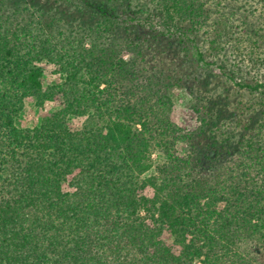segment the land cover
Instances as JSON below:
<instances>
[{"label": "trees", "instance_id": "1", "mask_svg": "<svg viewBox=\"0 0 264 264\" xmlns=\"http://www.w3.org/2000/svg\"><path fill=\"white\" fill-rule=\"evenodd\" d=\"M69 1L95 17L79 32L0 13V264H262L264 83L225 74L261 101L238 108L249 117L221 159L176 122L172 89L188 77L150 66L157 49L174 47L201 71L224 68L222 34L202 41L209 0L132 12ZM120 30L136 36L118 47ZM43 62L61 82L47 84ZM28 98L59 108L20 129ZM71 116L84 119L80 129Z\"/></svg>", "mask_w": 264, "mask_h": 264}, {"label": "rangeland", "instance_id": "2", "mask_svg": "<svg viewBox=\"0 0 264 264\" xmlns=\"http://www.w3.org/2000/svg\"><path fill=\"white\" fill-rule=\"evenodd\" d=\"M109 1L112 3L114 0ZM115 1L125 12H132L134 5L155 10L161 0ZM1 2L5 3V9L3 11L1 9V14L5 17L15 14L12 22L30 24L34 20L43 21L50 24L53 32L54 20L57 21L60 30L67 32L72 30L79 32L82 27L92 24L95 20L91 9L80 12L69 0H0V7ZM208 8L212 14L209 25L205 27L206 31H202L204 34L202 41L205 42L206 39L208 41L210 38L208 36L215 31L216 34H222L224 50L220 51L217 61L225 60L224 68L214 67L201 71L192 64V59L185 57L174 47L157 49V63L150 66L160 64L159 67L170 70L173 76L188 77L187 85L172 89L176 122L185 132L192 134V144L197 150L204 153L214 149L213 154L218 151L221 159H228L229 153L237 148L235 139H241L242 127L249 117L248 115L242 117L238 108L241 112H247L245 108L252 102L258 106L261 99L256 94L234 85L225 74L235 71L239 80L243 79L252 85L264 83V0H209ZM135 36V33L129 32L128 35L124 30H120L115 33L114 41L120 47L124 46L127 38L130 40ZM251 50L254 52L252 59L249 57ZM41 67L44 69L47 84L61 82L63 76L56 73V66L53 63L43 62ZM58 108L53 101H46L41 105L35 98H28L24 110L16 120V126L20 129L38 127ZM197 109H200L199 113ZM234 112L236 116L233 115ZM236 120L240 126L234 123ZM83 121L82 118L71 116L69 126L73 130H78L82 127ZM232 130L236 131L235 141L227 140L229 131ZM144 194L152 197L153 190L147 188ZM259 259L264 264V251H260Z\"/></svg>", "mask_w": 264, "mask_h": 264}]
</instances>
